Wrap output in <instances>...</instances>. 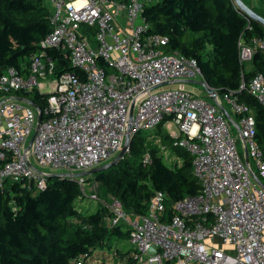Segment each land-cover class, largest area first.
<instances>
[{
  "label": "built area",
  "instance_id": "1",
  "mask_svg": "<svg viewBox=\"0 0 264 264\" xmlns=\"http://www.w3.org/2000/svg\"><path fill=\"white\" fill-rule=\"evenodd\" d=\"M152 1L49 0L51 30L39 49L0 72V188L8 179L41 190L47 169L71 175L112 159L128 123L131 134L164 123L178 131L174 145L192 156L200 188L173 204L167 222L162 192L138 216L114 201L111 222L130 226L138 263L264 264V188L254 179H264V159L252 111L232 91L222 96L238 116L235 130L218 96L212 102L186 88L190 80L205 81L202 72L195 59L165 52L168 38L149 31L142 11ZM49 48L68 54L79 72L55 76ZM256 50L264 57V37L240 38L239 62ZM241 89L264 106L262 72L242 79ZM15 91L47 93L46 103L34 107ZM86 177H68L83 196Z\"/></svg>",
  "mask_w": 264,
  "mask_h": 264
},
{
  "label": "trees",
  "instance_id": "2",
  "mask_svg": "<svg viewBox=\"0 0 264 264\" xmlns=\"http://www.w3.org/2000/svg\"><path fill=\"white\" fill-rule=\"evenodd\" d=\"M48 1L0 0V72L19 67L39 49L51 30ZM252 9L264 17V12ZM142 17L151 33L168 38L165 52L196 60L218 97L232 91L250 107L264 159V106L246 89L239 90L242 79L247 83L255 73L264 74V57L256 50L248 63L238 59L239 39L264 37V24L244 16L233 0H153L144 5ZM46 52L54 60L55 76L79 72L64 51L49 48ZM14 94L40 109L46 103L47 93ZM162 126L145 135L133 133L122 158L86 179L93 178L101 196L113 198L129 216L145 214L149 200L162 192V221L167 222L173 204L197 194L200 185L192 156L174 145V137L162 134ZM82 198L79 185L67 176L47 178L38 191L29 189L27 180H5L0 188V264H109L113 253L119 264H139L129 241L130 226L112 223L110 208L101 203L84 206Z\"/></svg>",
  "mask_w": 264,
  "mask_h": 264
},
{
  "label": "rangeland",
  "instance_id": "3",
  "mask_svg": "<svg viewBox=\"0 0 264 264\" xmlns=\"http://www.w3.org/2000/svg\"><path fill=\"white\" fill-rule=\"evenodd\" d=\"M249 2L252 5L251 8H254L260 12H264V3L261 0H250ZM48 3L50 4L49 1H48ZM47 78H50V77H47ZM195 80H197V79H195ZM185 86L189 90L193 91L197 96H201V97L205 98L206 100L214 102V100L211 99V97H209V95L207 94V92H206V90L202 84H200L198 82H186ZM219 99H220L222 105H224L230 112L235 113L232 110V108L230 107V104L226 100L222 99V97H219ZM153 130H154V128H142L139 131H140V135H145V134L152 132ZM160 131L162 134H169L172 137L174 136V134L178 133V131L176 130V128L174 126H172V127L162 126ZM232 131H233V134L236 135V131L233 128H232ZM154 139L156 140V142H158V143L160 142L159 137H154ZM237 146H238V152H239L240 156L244 159L245 153H244V148L242 146V143L238 142ZM163 149H165V148H163ZM250 160H251V162H253L252 159H250ZM106 162L101 163V165L105 164ZM47 173H64V172L62 170H59V169H53V170L47 169ZM86 178H88V176ZM262 181L264 182V179H262ZM86 183H87L86 184V187H87L86 193L88 195L83 196V198L81 199L82 200L81 202H83L84 206H86V205L95 206L98 203H101L104 206H106L107 209H109L115 200L111 197H109V198L102 197L100 190L98 188V184L93 178H90V180L86 179ZM121 222H122L121 224L123 225V227H126L127 224L125 223V221H121ZM112 251H110V253ZM110 258H111V261L109 262V264H119V261L116 260L115 253L110 255ZM90 261H91V259H88L87 263Z\"/></svg>",
  "mask_w": 264,
  "mask_h": 264
},
{
  "label": "water",
  "instance_id": "4",
  "mask_svg": "<svg viewBox=\"0 0 264 264\" xmlns=\"http://www.w3.org/2000/svg\"><path fill=\"white\" fill-rule=\"evenodd\" d=\"M233 1H234V4L236 5V7L243 13L244 16H246L247 18H250V19L257 20L260 23L264 24V17L259 15L258 13H256L243 0H233ZM189 82H198V83L202 84L204 86L207 94L209 95V97H211V99H213L214 102H217V94H216V92L213 89H211L207 85V83L205 81H203V80H190ZM28 102L32 106L37 107V105L35 103H33L32 101H28ZM225 113H226V116L228 117L227 112H225ZM41 119H42V116H41V113L39 112L38 116H37L38 123L41 122ZM130 131H131V124L128 123L126 125V134H125V137H124V140H123L121 148L119 149L118 153L112 159L107 161L105 164L93 167V168L85 170V171L72 173L71 175L68 174V173H48L47 178H49V177H58L59 178V177H63V176H67V177H69V176H72V177L89 176V175H92V174H94V173H96L98 171H101V170H104V169L108 168L110 165L115 164L120 158L123 157L125 152L128 151L129 143H130L131 135H132L130 133ZM31 142H32V137L29 140V145L31 144ZM244 153H245V161L247 162L248 154H247L246 149L244 150ZM254 179L262 188H264L263 182L257 176L254 175Z\"/></svg>",
  "mask_w": 264,
  "mask_h": 264
},
{
  "label": "crops",
  "instance_id": "5",
  "mask_svg": "<svg viewBox=\"0 0 264 264\" xmlns=\"http://www.w3.org/2000/svg\"><path fill=\"white\" fill-rule=\"evenodd\" d=\"M247 5H249L250 7H252L251 3L249 2L250 0H243ZM226 112L228 114V118L231 121V124L233 125V128H235V130L237 129V124H238V116L235 113L230 112L227 108H226ZM245 150V149H244ZM245 159V158H244ZM251 159V158H250ZM249 159V163L251 165V167H255L253 162H251V160ZM256 172V171H255ZM256 174V173H255ZM257 175V174H256ZM258 176V175H257ZM259 178V177H258ZM260 179V178H259ZM262 181V180H261ZM263 182V181H262ZM264 184V182H263Z\"/></svg>",
  "mask_w": 264,
  "mask_h": 264
}]
</instances>
